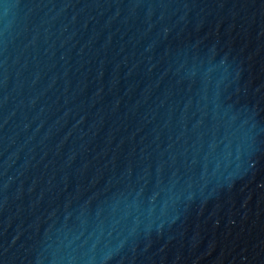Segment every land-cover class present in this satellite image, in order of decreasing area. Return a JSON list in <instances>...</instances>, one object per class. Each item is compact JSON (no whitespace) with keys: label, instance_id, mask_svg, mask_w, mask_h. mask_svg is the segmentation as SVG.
Masks as SVG:
<instances>
[{"label":"water","instance_id":"water-1","mask_svg":"<svg viewBox=\"0 0 264 264\" xmlns=\"http://www.w3.org/2000/svg\"><path fill=\"white\" fill-rule=\"evenodd\" d=\"M0 264H264V0H0Z\"/></svg>","mask_w":264,"mask_h":264}]
</instances>
